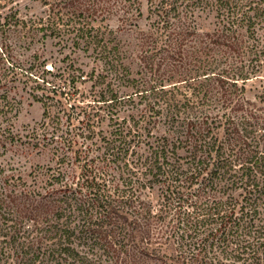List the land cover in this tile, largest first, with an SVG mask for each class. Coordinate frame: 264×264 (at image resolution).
Listing matches in <instances>:
<instances>
[{"label":"trees","instance_id":"obj_1","mask_svg":"<svg viewBox=\"0 0 264 264\" xmlns=\"http://www.w3.org/2000/svg\"><path fill=\"white\" fill-rule=\"evenodd\" d=\"M39 1L35 36L107 66L59 83L35 65L54 166L35 186L0 170V264H264V93L247 94L264 79V0H150L140 78L94 24L137 0Z\"/></svg>","mask_w":264,"mask_h":264},{"label":"rangeland","instance_id":"obj_2","mask_svg":"<svg viewBox=\"0 0 264 264\" xmlns=\"http://www.w3.org/2000/svg\"><path fill=\"white\" fill-rule=\"evenodd\" d=\"M150 7V0H137L128 13L120 11L94 22L96 26H103L106 38H115L110 46L117 45V61L127 68L129 77L140 78L142 72L150 70L141 47L144 33L151 23ZM43 12L44 7L39 0H0V170L2 174L22 175L32 186H35V172L46 173L47 166H54V149L45 148L41 136H35V131L41 130L45 109L43 102L35 98V94L41 97L44 92L36 87L35 74L39 76L41 72L35 71V65L45 60V67H52L53 70L43 76L50 82L55 80L59 83L63 72L65 78H70L67 72L75 68L85 73L92 70L97 73L107 66L93 49H75L69 44L64 46L54 38H42L41 33L35 36V16ZM20 20L24 22L20 23L21 26ZM198 22L207 28L214 26L211 16L203 15ZM260 34L264 36V31ZM157 62L155 59L154 64ZM11 63L16 67L8 69ZM29 67L31 72L21 70ZM156 67L153 65L155 69L149 74L155 72ZM92 84L91 80L78 84L87 99L98 96L100 86L91 88ZM117 84L120 92H131L122 83ZM247 89L249 97L264 93V79L249 81ZM60 99L69 108L72 100L66 102L63 97ZM47 103L50 116H53V112H57L54 101L48 100Z\"/></svg>","mask_w":264,"mask_h":264}]
</instances>
